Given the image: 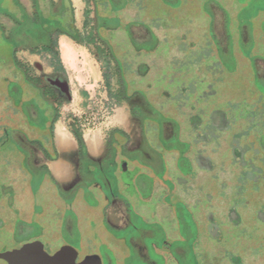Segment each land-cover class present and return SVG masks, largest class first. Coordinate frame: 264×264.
Returning <instances> with one entry per match:
<instances>
[{"label": "rangeland", "instance_id": "obj_1", "mask_svg": "<svg viewBox=\"0 0 264 264\" xmlns=\"http://www.w3.org/2000/svg\"><path fill=\"white\" fill-rule=\"evenodd\" d=\"M37 1L0 0V238L22 224L21 238L51 249L64 240L103 264L176 249L180 264H264V0H90L85 46L58 40L71 100L59 106L54 147L76 148L73 128L91 156L106 151L72 168L50 161V174L30 152L55 159L52 109L12 62L50 72L59 50L23 48L50 25L72 28L63 4L54 18L50 0ZM71 3L81 29L84 0Z\"/></svg>", "mask_w": 264, "mask_h": 264}, {"label": "flooded vegetation", "instance_id": "obj_2", "mask_svg": "<svg viewBox=\"0 0 264 264\" xmlns=\"http://www.w3.org/2000/svg\"><path fill=\"white\" fill-rule=\"evenodd\" d=\"M63 4V9L65 16L64 21H66V24L70 26L71 30H66V28L61 27V31H56L55 27L57 26L55 23L54 25H50L52 30L50 32H46V36L36 35V39L40 38L41 42L38 40L37 44L34 46H29L23 48L22 51H32L34 53H53L54 49L59 50V43L58 40L60 37H67L70 40H72L75 44H79L80 46H85V43L87 41H83L80 37L83 32L80 31L85 30V33L87 34V37L91 34V28L87 27L89 14L92 13L91 6H90V0H84V14L85 18L83 19V25L81 26V29H78V27L75 26V23L73 22V5L71 3V0H57L49 2V14L47 17H54L56 18V10L58 9L57 6H61ZM31 7H35L36 9L38 7V1L34 0V2L31 4ZM124 8V7H123ZM61 11V12H62ZM40 16L41 19L47 23V19L43 17L41 11ZM58 13V12H57ZM102 20L105 17H99ZM55 28V29H54ZM42 37L47 39V42H49V45L46 44V42L42 41ZM44 40V39H43ZM102 48H98V51H100ZM56 62L57 64H53L51 60V71L46 73L43 72V69L40 64L34 63V65L31 67L29 64H23L20 63L16 56L14 58V61L12 62V65L16 68V72L21 74L26 82H28L30 85H33L35 89H38L40 94L42 95L43 99L47 103V106L52 109V115L48 122L45 124V128L47 129L48 133L50 134L51 140H52V149L55 152V159L49 160L46 157V148H38L37 146L31 147L30 152V163L33 164V166L43 168L46 173L50 174L48 169V162L52 161H58V160H67L70 161L72 165L70 167L72 168L74 164H76L77 160L81 156V154L86 153V156H88V149L87 145L84 142V140L81 137L82 145L80 146L77 139L72 133L73 137L76 140V148L71 149L70 153L68 155L62 154L63 152L61 150H58L54 147L55 139H54V124L56 123L59 115V106L63 102H68L71 100L70 96V87H69V80L66 76L65 68L62 65V62L60 60V56H56ZM103 59L108 62L109 54L104 53L102 54ZM31 67V68H30ZM37 71L39 74L34 75L33 71ZM117 71V70H116ZM120 75L123 74V72H119ZM124 75V74H123ZM82 95H85L83 92ZM35 114L34 111L29 112V115L33 117ZM77 133H79L77 130H75ZM80 134V133H79ZM18 140H21L19 136L16 137ZM32 143L36 142L35 140H31ZM108 148V147H107ZM106 149L103 150L102 154H100L98 157H93L89 153V158L94 159V161H100V159L103 157L104 152ZM76 166V165H74ZM125 168V164H124ZM53 179V178H52ZM54 180V179H53ZM77 180L76 173L72 176V180L70 181V185L74 183V181ZM55 181V180H54ZM56 182V181H55ZM65 189L68 186H63ZM3 189H6L3 188ZM2 194V193H0ZM5 194V192L3 193ZM3 206L0 205V217L4 218V214L2 212ZM3 215V216H2ZM71 223L70 220L66 219L63 227L70 228ZM16 234L17 237L15 238H0V264H41V258L43 254L48 255L49 257H52L58 253H60L63 249L67 248V255L70 257L71 255H75L74 263L79 264L81 263L87 256H97L100 264H103V259L101 258V255L98 254L96 251L93 250H84L83 248H77L74 247L69 242H63L58 243V245H55L52 249L49 247L50 244L46 243L45 240H42L41 238H21L25 234L24 226L21 224L16 228ZM156 257L153 259L149 258L147 256V252H139L137 254L139 261L142 264H180L179 260L182 257L183 253L180 249H176L171 254H175V258H171L170 255H168L166 252L163 253L162 251L155 250L153 251Z\"/></svg>", "mask_w": 264, "mask_h": 264}, {"label": "water", "instance_id": "obj_3", "mask_svg": "<svg viewBox=\"0 0 264 264\" xmlns=\"http://www.w3.org/2000/svg\"><path fill=\"white\" fill-rule=\"evenodd\" d=\"M67 248L63 249L60 253L49 257L46 254L42 255L41 264H75L74 259L75 255L70 257L67 255ZM79 264H100V261L97 256H87Z\"/></svg>", "mask_w": 264, "mask_h": 264}, {"label": "crops", "instance_id": "obj_4", "mask_svg": "<svg viewBox=\"0 0 264 264\" xmlns=\"http://www.w3.org/2000/svg\"><path fill=\"white\" fill-rule=\"evenodd\" d=\"M59 52H60V60H61V62H62V65H63V67L66 69V62L67 61H65L66 60V57H68V54H69V51H67V53H65L63 50H61V48H60V43H59ZM92 146L94 145V142L92 141V144H91Z\"/></svg>", "mask_w": 264, "mask_h": 264}, {"label": "trees", "instance_id": "obj_5", "mask_svg": "<svg viewBox=\"0 0 264 264\" xmlns=\"http://www.w3.org/2000/svg\"><path fill=\"white\" fill-rule=\"evenodd\" d=\"M72 133L75 136V138L77 139L79 145L81 146L82 145V140H81L80 134L77 133L74 129H72Z\"/></svg>", "mask_w": 264, "mask_h": 264}, {"label": "bare ground", "instance_id": "obj_6", "mask_svg": "<svg viewBox=\"0 0 264 264\" xmlns=\"http://www.w3.org/2000/svg\"><path fill=\"white\" fill-rule=\"evenodd\" d=\"M62 50L65 52V53H67V51H69V48H68V46L67 45H62ZM66 61V60H65ZM66 64L69 66V64H68V62H66Z\"/></svg>", "mask_w": 264, "mask_h": 264}]
</instances>
